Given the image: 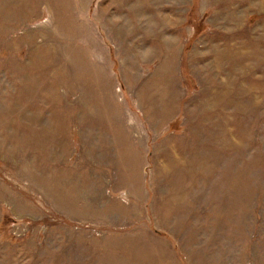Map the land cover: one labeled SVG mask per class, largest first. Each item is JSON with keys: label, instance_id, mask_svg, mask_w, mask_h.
I'll return each mask as SVG.
<instances>
[{"label": "rangeland", "instance_id": "1", "mask_svg": "<svg viewBox=\"0 0 264 264\" xmlns=\"http://www.w3.org/2000/svg\"><path fill=\"white\" fill-rule=\"evenodd\" d=\"M0 264H264V0H0Z\"/></svg>", "mask_w": 264, "mask_h": 264}]
</instances>
